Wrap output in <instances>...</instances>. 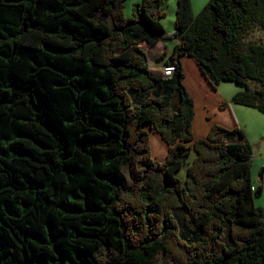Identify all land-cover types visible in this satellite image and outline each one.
<instances>
[{"label":"trees","instance_id":"obj_1","mask_svg":"<svg viewBox=\"0 0 264 264\" xmlns=\"http://www.w3.org/2000/svg\"><path fill=\"white\" fill-rule=\"evenodd\" d=\"M123 1L0 0V264H264L250 144L193 139L182 66L264 114V0H176L172 33L168 0ZM165 38L168 77L140 45Z\"/></svg>","mask_w":264,"mask_h":264},{"label":"crops","instance_id":"obj_2","mask_svg":"<svg viewBox=\"0 0 264 264\" xmlns=\"http://www.w3.org/2000/svg\"><path fill=\"white\" fill-rule=\"evenodd\" d=\"M207 1L208 0H196V2H194L193 0H190L193 15H196L202 9V7L206 4ZM175 43L176 41H173L170 46V44L165 43L161 40L153 46H149L146 49L144 48L147 51L148 62H149V57H150L148 55V52L151 50L150 52H154V54L152 55L153 61L155 64L154 67L160 68L167 54L169 53L171 47ZM152 48H154V51L152 50ZM149 65L151 66L150 62H149ZM182 66H183V72H184L183 84L193 101V112H194L193 120H192L193 139L205 137L211 125L214 123L221 124L227 128H233L235 126H238L240 130L242 131L243 138L250 144V147L252 150V166H253L254 144L257 141L260 143V140L264 139L263 138L264 133L259 131L258 134L260 135L258 139L255 140L253 136L256 135V131H257V128L259 129V126L256 125V127L254 128L252 132L251 124L248 121V119L255 118L256 120L263 121L261 117L257 115V113H255L259 111L251 107L232 103V101L229 102V100L225 98V94L220 89L222 83H220L216 88H213L207 82V80L204 78L199 68L196 66V64L193 62V60L189 56H186V55L182 56ZM234 94L235 93L231 95V98ZM223 101L227 102L228 106L224 108H220L219 105ZM258 146H260V144ZM166 152H167V149L165 146L164 150L160 152V154H157L158 155L157 157L159 158V159L157 158L158 161H161L164 159ZM193 155H194V152H193ZM262 165H263L261 167V169L263 170L262 176H259V175L256 176L257 186H256V183L254 182L252 183L254 187L256 186L255 188H258L259 184L264 183V164ZM252 166H251V174H252V179H253L254 174L252 171ZM185 169L186 167L184 168V173H185ZM260 193H261V190H260ZM254 202L256 205L261 206L264 211V207L262 206V204L256 203L255 195H254Z\"/></svg>","mask_w":264,"mask_h":264},{"label":"rangeland","instance_id":"obj_3","mask_svg":"<svg viewBox=\"0 0 264 264\" xmlns=\"http://www.w3.org/2000/svg\"><path fill=\"white\" fill-rule=\"evenodd\" d=\"M140 1L141 0H124L123 1L124 14L126 16H131L133 5L135 3L140 2ZM193 1L196 2V0H193ZM175 8H176V0H168L162 6V10L165 12V15L160 17L159 20L162 23V25L164 26V29L167 33H172L174 30ZM258 35H259V32H256V33L251 34V36L249 38L255 40V37ZM162 41L170 44V46H171L172 42L175 40L170 39V38H165ZM140 45L145 49L149 47V45H147L145 42H141ZM152 50L154 51V48H152ZM150 51L148 52V55L150 56L149 62L151 64V66L154 67L155 64H154L153 57H152L154 52H150ZM220 89L225 94V98H227V100H229V102H231L232 101L231 95L233 93L238 92V90H240V89L241 90L244 89V85L240 84V83H235V82H222ZM232 103H234V102H232ZM233 105H235V104H233ZM255 113H257V115H259L263 121L256 120L255 118H249L248 121L251 124L252 132H253L254 128L256 127V125L259 126V129L257 128L256 135L253 136L254 139L257 140L259 135H260V134H258V132L260 131V132L264 133V114H262L260 112H255ZM145 128L148 129L147 126H145ZM148 132H149L151 154L153 156L152 158L158 160L159 158L157 157L158 156L157 154H160V152H162L164 150L166 143L160 139V137L157 135V133H154L149 129H148ZM263 143H264V139L260 140V143L257 141L254 144V148H253L252 171L254 174L253 175V182L254 183H256V179H257L256 176L260 174L261 167L263 166L262 164H264V145H263ZM259 144H260V146H258ZM167 148H168V146L166 145V149ZM192 156H193V151H191L190 154H188V156L185 158V162L183 163V166H182L183 168L177 171L178 177L183 178L184 168L187 166V164L191 160ZM256 186H257V183H256ZM258 188H260L261 193L258 195H257V193H255V201L257 204L258 203L262 204V206L264 207V183L259 184Z\"/></svg>","mask_w":264,"mask_h":264},{"label":"built area","instance_id":"obj_4","mask_svg":"<svg viewBox=\"0 0 264 264\" xmlns=\"http://www.w3.org/2000/svg\"><path fill=\"white\" fill-rule=\"evenodd\" d=\"M176 70L175 65L172 64H166L161 66L162 75L164 77L171 76L172 73ZM252 191H255V187L252 185L251 187Z\"/></svg>","mask_w":264,"mask_h":264},{"label":"water","instance_id":"obj_5","mask_svg":"<svg viewBox=\"0 0 264 264\" xmlns=\"http://www.w3.org/2000/svg\"><path fill=\"white\" fill-rule=\"evenodd\" d=\"M262 174H263V170L261 169L259 176H262ZM259 193H260V191L258 192V194Z\"/></svg>","mask_w":264,"mask_h":264},{"label":"clouds","instance_id":"obj_6","mask_svg":"<svg viewBox=\"0 0 264 264\" xmlns=\"http://www.w3.org/2000/svg\"><path fill=\"white\" fill-rule=\"evenodd\" d=\"M253 185V184H252ZM254 186V185H253Z\"/></svg>","mask_w":264,"mask_h":264}]
</instances>
